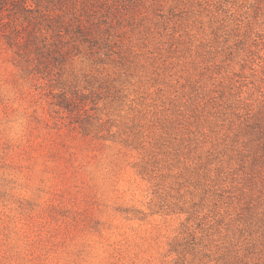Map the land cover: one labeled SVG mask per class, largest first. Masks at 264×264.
Here are the masks:
<instances>
[{"label": "rangeland", "instance_id": "1", "mask_svg": "<svg viewBox=\"0 0 264 264\" xmlns=\"http://www.w3.org/2000/svg\"><path fill=\"white\" fill-rule=\"evenodd\" d=\"M64 10L0 35V264H264V0Z\"/></svg>", "mask_w": 264, "mask_h": 264}, {"label": "trees", "instance_id": "2", "mask_svg": "<svg viewBox=\"0 0 264 264\" xmlns=\"http://www.w3.org/2000/svg\"><path fill=\"white\" fill-rule=\"evenodd\" d=\"M32 2V7L29 2ZM75 0H0V35L5 38L7 44L15 49V52L24 59L26 66L31 68L33 66H42L44 61L41 60L43 53L40 47L35 43L38 40V34L31 29H27L26 35L20 34V29L16 25V21L24 18L28 25L33 24L31 14L35 13L36 22L39 18L46 21V26L50 30V39L52 38V45L56 46L57 53L62 56H69L75 47L77 39H85L86 33L80 28V22L77 20V27L73 29L70 20H66L63 15H66L65 8L72 5ZM56 8L61 9L59 13L54 12ZM8 16V18H7ZM15 21V22H14ZM14 22V23H12ZM11 25V26H10ZM71 33L70 39L67 41L70 47H63L67 43L63 41V34ZM28 46H32L31 51L35 54L32 57ZM21 62V60H20ZM45 66V65H43Z\"/></svg>", "mask_w": 264, "mask_h": 264}, {"label": "clouds", "instance_id": "3", "mask_svg": "<svg viewBox=\"0 0 264 264\" xmlns=\"http://www.w3.org/2000/svg\"><path fill=\"white\" fill-rule=\"evenodd\" d=\"M10 130L13 135L19 134L23 130V120L22 118H16L10 122Z\"/></svg>", "mask_w": 264, "mask_h": 264}]
</instances>
